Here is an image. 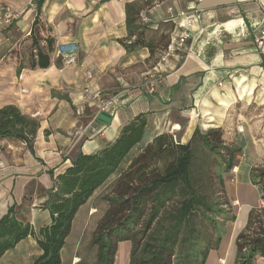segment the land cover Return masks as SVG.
I'll list each match as a JSON object with an SVG mask.
<instances>
[{
	"label": "crops",
	"instance_id": "0c3cea01",
	"mask_svg": "<svg viewBox=\"0 0 264 264\" xmlns=\"http://www.w3.org/2000/svg\"><path fill=\"white\" fill-rule=\"evenodd\" d=\"M29 1L0 0V13L24 10L1 33L5 41L0 46V109L14 106L40 125L33 154L24 148L21 174H9L0 183V218L14 205L19 212L15 218L29 224L34 234L47 227L50 217L41 192L53 185L48 172L62 174L78 155H94L110 146L137 116L145 117L149 136H175L181 131L184 143L196 128L220 129L230 138L234 133L231 141L246 150V156L226 174L225 190L235 221L227 224L219 248L209 252L205 264H234L235 238L249 211L259 204V190L250 181L258 160L253 132L259 122L250 120L264 105V47L258 49L254 42L264 29V0H43L34 27L37 7L30 8ZM126 6L134 22L127 21ZM193 7L201 14L193 39L159 62L156 46L175 37L176 19ZM140 28L144 45L126 50L120 42H133ZM32 31L37 46L32 44ZM47 40L53 50L75 43L76 63L65 66L55 52H48ZM37 48L50 57L46 69L30 67ZM155 72L161 79L148 94L142 84ZM87 86L101 93L97 101L81 99ZM112 98L111 108L99 112ZM139 149L134 148L130 158ZM27 186L34 187L29 202L24 198ZM96 197L95 192L76 213L60 252L61 264L94 263V256L87 263V256L79 257L78 252L87 214L97 222L104 207L92 205ZM127 244L118 245L117 264L128 263ZM40 255L35 237L29 236L5 252L0 264H33ZM256 264H264V258Z\"/></svg>",
	"mask_w": 264,
	"mask_h": 264
},
{
	"label": "trees",
	"instance_id": "16d2710c",
	"mask_svg": "<svg viewBox=\"0 0 264 264\" xmlns=\"http://www.w3.org/2000/svg\"><path fill=\"white\" fill-rule=\"evenodd\" d=\"M42 1L36 3L33 27ZM125 11L127 21L134 22L130 6ZM140 29L133 42H120L126 50L144 45ZM31 37L37 46L33 31ZM169 41L159 42L156 48ZM46 43L53 54L51 41ZM49 65L48 54L37 48L36 61L30 67L46 69ZM39 127L36 119L14 106L0 109V139L17 140L31 154ZM137 147L140 149L130 158ZM240 151L220 129L201 132L196 128L186 143L176 141L170 133L151 137L145 117L137 116L110 146L94 155H78L62 174L48 172L53 185L42 204L49 212L47 227L34 234L29 224L15 218L14 205L7 209L0 218V258L31 236L41 251L33 264H61L60 252L76 213L108 184L100 197L104 207L89 240L95 249L93 264H115L120 243L130 245L127 264H205L209 252L219 248L227 224L235 221L224 175L234 168ZM200 154L205 156L200 158ZM209 158L214 160V176H209L210 168L202 161ZM250 181L264 201V170L253 168ZM234 243V264H256L258 258H264V207L249 211Z\"/></svg>",
	"mask_w": 264,
	"mask_h": 264
},
{
	"label": "built area",
	"instance_id": "2783aa9c",
	"mask_svg": "<svg viewBox=\"0 0 264 264\" xmlns=\"http://www.w3.org/2000/svg\"><path fill=\"white\" fill-rule=\"evenodd\" d=\"M28 6L36 7V2L30 0ZM24 10L6 9L4 13H0V46L5 41L1 33L7 30L15 21H17L23 15ZM264 14V10H263ZM145 20V18H143ZM201 24L200 11L195 7L188 13L181 14L176 19L177 34L169 43L158 50V61L165 62L170 56L182 51L187 43L193 39L195 30L199 28ZM255 46L258 49L264 47V29L261 30L259 36L255 39ZM77 46L75 43H63L59 44L55 50L56 58H61L65 66L76 63ZM91 75L87 73V79L89 80ZM161 79V75L158 72L152 73L144 79L142 84L148 94H153L155 91V85ZM101 96L100 92H93L90 87H84L81 91V99L84 102H95ZM114 104V99L106 100L98 109L99 112H107ZM241 131V129L239 128ZM258 207H264V201L260 198Z\"/></svg>",
	"mask_w": 264,
	"mask_h": 264
},
{
	"label": "rangeland",
	"instance_id": "374dc122",
	"mask_svg": "<svg viewBox=\"0 0 264 264\" xmlns=\"http://www.w3.org/2000/svg\"><path fill=\"white\" fill-rule=\"evenodd\" d=\"M33 1H35V0H33ZM255 114H256L255 115L256 117L253 118L252 120H250V122L252 121L253 124L259 122V126L256 127L255 128L256 131L253 132V135H254L253 140H255V142L257 143V146H258V160L256 161L254 168L264 170V105L261 107H257L255 110ZM237 130H238V127H237ZM223 134L229 140L234 138L233 132L231 134V138L228 135H226L224 132H223ZM174 139L176 141H180V142L184 141L183 136H181V131L176 133V135L174 136ZM24 148H25V144H23L17 140L0 139V183L3 182L6 178H9L10 177V176H8L9 174H14V173L21 174V172L23 170V163L22 162L24 160V158H23ZM245 151L241 150L239 152V154L237 155L236 161H235V166H237L238 163L245 160V156H246L244 154ZM204 156L205 155L200 154V158H203ZM202 161H206L207 166L210 168L209 176H212L213 175L212 170H213L214 160L209 158L207 160H202ZM203 168L204 167H202V165H201L202 170H203ZM228 179H229V177L226 176V174H225L224 180L226 183H229ZM108 187H109V185L107 184V185L103 186L98 192H96L97 197L92 202V205L95 208L100 207V205H101L100 197L104 194V192H106ZM26 189H27V192H26V196L24 198L26 201L29 202L33 198L30 196L33 193L34 187L27 186ZM40 192L41 191H38L39 195L41 193H44V196H46V192H41V193ZM260 198L261 197H260V193H259V199ZM1 202H3L2 199L0 200V204H1ZM1 208H2V206L0 205V216L2 215ZM232 211L234 212L233 205H232ZM14 212H15V214L19 213L18 210H15ZM95 222H96V220H93L92 216L90 217L87 214V227L85 228V232L81 236L82 242H81L80 250L78 252L79 257H83L84 255L87 256V263H91L93 256H94V250L95 249L89 246V240L91 237V233L94 230ZM83 225H84V222H83ZM77 228L78 227H76V230H77ZM86 242H87V246L85 245ZM122 246L123 245H121L120 248ZM126 246H127V248H130L129 244H127ZM127 258H128V256H127ZM77 262H79V261H77ZM81 263H83V261H81ZM84 264H85V262H84ZM115 264H117L116 261H115ZM119 264H120V262H119Z\"/></svg>",
	"mask_w": 264,
	"mask_h": 264
}]
</instances>
